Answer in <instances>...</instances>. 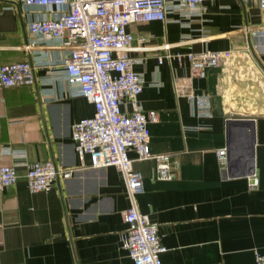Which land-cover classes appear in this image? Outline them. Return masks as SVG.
Segmentation results:
<instances>
[{
    "label": "crops",
    "instance_id": "crops-1",
    "mask_svg": "<svg viewBox=\"0 0 264 264\" xmlns=\"http://www.w3.org/2000/svg\"><path fill=\"white\" fill-rule=\"evenodd\" d=\"M202 6L193 14L171 0L165 20L127 27L135 38H147V51L128 55L143 79L139 104L158 116L148 124L149 149L168 154L176 166L171 180H158L155 162L138 160L129 150L142 175L134 202L157 223L165 248L161 264H254V251L264 252V48L243 28L263 25L264 10L242 0ZM56 10L0 0V65L26 60L35 75L33 85L0 87V165H16L18 174L0 190V264H133L120 241L123 213L132 201L118 168H82L58 178L48 191L32 193L26 184L33 162L80 167L71 126L94 113L64 80L67 51L29 32L32 19ZM27 44L33 47L27 50ZM204 49L231 56L203 78L191 77L189 62L174 57ZM174 79L185 94L177 96ZM189 94L202 96V105ZM120 108L131 109L126 100ZM230 119L252 125L240 128L228 153ZM221 148L224 166L216 153ZM83 162L89 165L87 156ZM251 168L258 178L254 189L248 185Z\"/></svg>",
    "mask_w": 264,
    "mask_h": 264
},
{
    "label": "built area",
    "instance_id": "built-area-1",
    "mask_svg": "<svg viewBox=\"0 0 264 264\" xmlns=\"http://www.w3.org/2000/svg\"><path fill=\"white\" fill-rule=\"evenodd\" d=\"M26 6L56 7L55 14H42L28 24L34 36L55 42L66 50L62 61L63 76L74 95L84 97L94 106V113L74 122L71 139L81 161L80 167L57 166L52 160L27 165L25 180L32 193L48 191L58 179H68L82 168L115 166L122 174L132 204L123 213L126 224L121 233V246L133 264H161L159 255L165 250L158 234L157 223L141 213L134 202L142 191V175L132 166L127 152L134 150L138 160L155 162L154 177L171 180L173 167L169 155L153 154L149 149L148 124L157 122V113L144 112L138 96L143 88L141 74L133 70L136 59L128 53L146 50L145 36L135 38L127 27L137 22L165 20L171 0H12ZM188 12L198 14L205 2L215 0H173ZM254 3L264 10V0H242ZM244 32L261 43L264 48V24L243 28ZM33 44L25 48L30 50ZM169 58V44L163 45ZM231 52L204 49L200 52L176 53L179 63L187 60L190 76L203 78L208 68L225 63ZM163 56L158 57L161 63ZM35 84L34 68L29 61H15L0 65V87L30 86ZM177 96L185 94L178 80H173ZM197 106L202 96L189 94ZM126 100L131 109L122 111ZM218 162L226 163V149L217 150ZM89 165H85V157ZM16 165H0V190L12 186L17 180ZM250 189L256 188L255 169L248 175ZM254 264H264V252L254 251Z\"/></svg>",
    "mask_w": 264,
    "mask_h": 264
},
{
    "label": "water",
    "instance_id": "water-1",
    "mask_svg": "<svg viewBox=\"0 0 264 264\" xmlns=\"http://www.w3.org/2000/svg\"><path fill=\"white\" fill-rule=\"evenodd\" d=\"M252 125V121H245V120H227L226 122V136H227V151L229 153V150L232 149V144L234 142V140L236 139V137H239L238 135V131L242 130L240 128L246 127V126H251ZM247 130L245 129V132ZM238 135V136H237ZM245 136H247V134H245ZM250 135L247 136V140L249 141L250 139ZM239 139V138H237ZM253 142V140H252ZM230 156V155H229ZM232 158L228 159V166L230 167L231 165H233L234 161L231 163ZM253 169V168H251Z\"/></svg>",
    "mask_w": 264,
    "mask_h": 264
}]
</instances>
